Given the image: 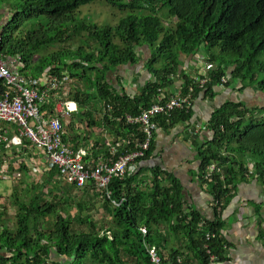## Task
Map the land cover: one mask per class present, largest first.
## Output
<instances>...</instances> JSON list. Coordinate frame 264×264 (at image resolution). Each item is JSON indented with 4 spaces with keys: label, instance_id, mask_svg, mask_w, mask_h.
I'll use <instances>...</instances> for the list:
<instances>
[{
    "label": "trees",
    "instance_id": "16d2710c",
    "mask_svg": "<svg viewBox=\"0 0 264 264\" xmlns=\"http://www.w3.org/2000/svg\"><path fill=\"white\" fill-rule=\"evenodd\" d=\"M99 2L118 11L119 20L102 26L83 19L82 7ZM4 9L12 15L8 23L1 25L0 21L4 57L20 55L21 72L28 78L72 79L74 87L56 93L79 103L71 117L87 122L84 133L99 122L119 134L113 142L118 146L115 159L146 140L141 126L130 123L128 117L176 98V85L193 102L202 95L214 99L219 96L218 87L229 90L232 86V90L264 96V0H0V11ZM77 36L85 37L82 47L45 53ZM227 77L231 81L224 84ZM129 84L137 85L136 90L128 88ZM54 94L52 100L57 102ZM45 109L55 113L53 105ZM194 109L182 107L159 115L155 119L158 130L190 123ZM261 110L257 105L250 109L243 102H226L213 111L206 130H200L208 131L210 138L195 139L201 160L199 179L211 186L218 208L234 195L238 176L264 180V145L243 141L245 133L256 129L260 121L256 116H264ZM72 129L76 136L66 130L64 139H74L81 147L83 136ZM154 137L147 154L134 164L136 169L111 180L110 199L95 185L81 189L97 192L103 201L110 221L102 231L90 216H84L83 203L78 204L80 213L75 218L61 212L64 197L60 192L65 190L70 196L80 189L66 179L65 185L53 183L51 201L37 195L28 201L17 200L14 230L3 224L0 210V264H153L146 243L159 249L165 264L176 256L188 264L186 254H192L199 264L227 262L223 207L220 213L215 210L214 220L207 221L186 206L184 186L174 174L161 167L151 169V176L145 174L147 169L138 170L153 155ZM99 152L102 160L112 155L106 147H95L92 155L97 158ZM246 155L258 158L253 173L244 161ZM212 164L218 170L206 179ZM52 169L62 177L56 165ZM49 218L53 224L45 229L43 221ZM79 225H88L89 230H79ZM164 226L180 242L179 248L162 245ZM142 228L148 229L147 236Z\"/></svg>",
    "mask_w": 264,
    "mask_h": 264
},
{
    "label": "crops",
    "instance_id": "0c3cea01",
    "mask_svg": "<svg viewBox=\"0 0 264 264\" xmlns=\"http://www.w3.org/2000/svg\"><path fill=\"white\" fill-rule=\"evenodd\" d=\"M69 86L72 88L75 85L71 84ZM178 86L180 85H176L177 88H173V94H175V89L178 90ZM128 88H131V86ZM229 90L218 87L215 88V91L219 92V96L214 99L205 98L204 95L196 98L193 106L195 107V112L190 123L172 127L167 131L158 130L154 137L155 148L153 155L148 160L142 161L138 170L147 169L145 174L151 176V169L161 167L163 170L174 174L184 186L186 206L197 210L207 221L214 220L217 217L215 210L220 213L223 207L220 213L223 221L226 223L223 235L229 243V247L226 250L229 260L223 264H264V180L259 176L253 175L238 176L234 182V195L228 202L225 203L223 201L221 208H218L217 201L214 200L210 191L211 186L205 182H201L199 179L201 160L195 147V139L205 141V139L210 138V133L208 131H200L198 127L205 126L210 120L213 111L220 108L222 104L244 101V98L236 90L231 91V95ZM248 91L250 90L248 89ZM252 95L253 93H249L248 99ZM257 96L258 99L253 103L264 108V97L261 93ZM230 97L233 101H229ZM67 119V124L76 122L70 116ZM83 126L84 124L80 125V128H83ZM92 131L95 147L98 142H101V140H98L99 133H104V137H106L105 140L102 139V147H105V143L111 145L119 139L118 133L112 131L111 128H105L99 122ZM75 133L81 135L83 132L78 133L76 129ZM71 142L75 144L72 140ZM84 143L88 142L82 138L80 146L84 145ZM26 147L30 148L33 152L29 155L27 151H24L25 157H30L23 158L28 167L36 169L37 165H39V168H43L41 164H44L46 169L52 170L50 169L53 167L52 162L49 160L45 150L39 146L26 142L20 147L13 144H5L4 151L14 150L15 152H21ZM102 154V152H99L97 154L98 160L91 158L88 159V162L92 164L95 161L97 163L100 161L98 156L100 158L104 157ZM235 155L240 159L239 154L235 153ZM1 158V180L8 179L9 175H14V179L22 176L19 171L12 170L10 160L7 157ZM244 161L248 164L249 168H253L254 161L252 162L251 156L246 155ZM130 169L135 170V165ZM32 171H30V174H32ZM34 196L30 197L33 198ZM161 235L164 237L163 246L168 245L171 248L175 245V248L180 247V242L169 234L167 227H163ZM165 255L168 256V252H165ZM186 255V262L188 264H199L192 254ZM211 264L218 263L214 262Z\"/></svg>",
    "mask_w": 264,
    "mask_h": 264
},
{
    "label": "built area",
    "instance_id": "2783aa9c",
    "mask_svg": "<svg viewBox=\"0 0 264 264\" xmlns=\"http://www.w3.org/2000/svg\"><path fill=\"white\" fill-rule=\"evenodd\" d=\"M2 41L0 35V149L5 144L20 147L28 141L45 150L49 160L61 170L62 177L69 183L76 184L80 189L95 185L110 199L111 180L115 177L124 178L130 168L149 151L158 130L155 119L161 114L172 112L166 111L165 105L168 101L165 104L153 105V108L139 116L128 117L130 123L141 126L146 134V140L137 148L127 150L115 159L113 156L118 151V146H115L111 149L112 155L108 159H101L93 165L86 159L89 150L85 146L76 148L64 139V118L71 117L80 107L77 101L64 99L56 92L71 85L72 79H61L58 76H45L42 79L25 77L21 72V56L5 58L1 49ZM201 84H205V81H201ZM53 94L58 98V102L52 100ZM187 99L193 104L190 96H187ZM48 105L57 106L54 110L56 114L53 110L45 109ZM159 105L164 106L162 111L154 110V106ZM198 129L206 130V126ZM217 170V164H212L206 173V179ZM250 173H253V170H250ZM113 204L121 205L115 202ZM142 231L145 236L148 235L147 228H142ZM209 238L210 235H207V239ZM146 248L153 264H165V258L156 247L146 243ZM167 260L166 264H185L182 256Z\"/></svg>",
    "mask_w": 264,
    "mask_h": 264
},
{
    "label": "rangeland",
    "instance_id": "374dc122",
    "mask_svg": "<svg viewBox=\"0 0 264 264\" xmlns=\"http://www.w3.org/2000/svg\"><path fill=\"white\" fill-rule=\"evenodd\" d=\"M82 12H83V15H82L83 19L87 18L88 21L98 23L102 26L113 24L116 21H118L120 18V14L118 13V11L112 9L110 6H108L107 4L103 2L93 3V4L83 6ZM1 15H2V18L0 17V21H2L1 25L8 23L10 16H12L11 13L9 15V9H4L0 11V16ZM84 39L85 37L77 36L76 39L62 45V47L61 46L53 47L49 49L48 51H46L45 53L47 54L49 53V51L58 52L61 49L68 47V46L72 48L82 47L81 42ZM203 51L204 50H202L201 53H203ZM228 81H231V79L229 77L225 78L224 84H228ZM81 82H82L81 80L78 81V84L82 85ZM130 86H131V89L133 90H136L137 88V85H130ZM81 87L84 88V86H81ZM234 90H236V92H238L244 98V101H242L243 103L248 104L250 109H254V106L256 105L253 102L258 99L257 95H260V93L252 92L256 94H253L252 97L248 99L249 93L247 91L240 90V88H235ZM231 91L233 92L232 86L229 90V93ZM175 94H176V98L166 103L165 105L167 106L166 111H174L176 108H181L183 106L186 107V109L193 108L194 102L193 104H190L187 99V96L181 95L177 89H175ZM229 101H233V99L230 97ZM162 107L164 106H161V105L154 106V110L162 111ZM56 108L57 106L54 107V110ZM98 108L100 107L98 106ZM261 111L264 112V110H261ZM97 118L100 119L99 116H97ZM256 118L257 120H260L257 122L258 125L256 126V129H250L247 133H245L243 135V141L250 142L251 144L253 143L257 145H264V128L261 126L263 123L262 120H264V116L262 115V113H260L258 114V116H256ZM82 123L84 124V126L83 128H80V125ZM71 125H73V127ZM87 126L88 124L86 121L76 120L75 123L66 124V130L72 137L76 136L72 129L74 127L77 129L78 133L83 132L81 134L83 136V140H87V142L89 143V144L84 143V145H82V146H85L89 150V155L86 159L94 158L95 160H98V158H95L92 155V151L95 148L94 146L95 140L92 135L93 131L91 132L87 131V133H85L84 135V131L87 128ZM105 138L106 137H104V133L98 134V140H101V142L100 144H96V150L97 149L103 150L105 147L111 150L113 147L116 146L113 144L110 145L109 143H105V147H102V141L105 140ZM72 141L74 142V140ZM68 143H70L76 148H79L75 144H72L71 141H69ZM74 143H76V141ZM106 144H108V146H106ZM7 151L2 152L0 155V158L7 157L10 160L12 170L13 169L17 170L19 171V173L22 174L20 178L14 179V175H9L10 177L8 179L0 180V195H1L0 196L1 197L0 198V210L3 213V217H2L4 221L3 224L4 225L6 224V226L10 230H14L15 222H16L15 215L17 213V207H16L15 202L17 200L25 199L26 201H28L30 198H32L30 196L37 195L39 197H42L45 201H51L53 197L49 194V192L51 191L53 187V183L57 181L65 185L67 182L65 181L64 177H60L56 175L55 173H53L52 168H50L52 170L46 169L44 164H41L43 168H39V165H37V168H36L37 170L35 168L32 169L28 167L26 162L23 161V158L26 156V154H24V151H27L29 155L33 153L32 150H30V148L26 147L23 150H21V152H15L14 150L8 151V152ZM98 157H99V160H101L100 156ZM25 158H30V157H25ZM251 158H252V162L255 161V159H258V158H255L254 156H251ZM249 169L253 170L254 168L252 169L249 168ZM30 171H32V174H30ZM43 192L45 193L44 195H43ZM59 195L60 197H64L63 198L64 206L61 209V212L64 215H72L73 218L77 217L80 213L78 204L83 203L85 207L84 216H90L92 218L93 223L97 226L99 231H102L101 229L104 230L108 226L109 221H110V216L104 210L103 208L104 203L103 201H101V198L97 194V192L93 193L92 190L90 191L89 189L81 190L77 188L76 190L72 191L70 196H68L65 190L60 192ZM43 223L45 224L44 225L45 229H50L53 224V219L49 218L47 220H44ZM88 228H89L88 225L78 226L79 230L82 229L84 231H88L89 230ZM171 259H175V257ZM129 264H135V263L130 262Z\"/></svg>",
    "mask_w": 264,
    "mask_h": 264
},
{
    "label": "bare ground",
    "instance_id": "6f19581e",
    "mask_svg": "<svg viewBox=\"0 0 264 264\" xmlns=\"http://www.w3.org/2000/svg\"><path fill=\"white\" fill-rule=\"evenodd\" d=\"M3 151H4V146L1 147V149H0V153L3 152ZM58 169H59V168H58ZM59 170H60V169H59ZM60 172H61V170H60ZM0 180H1V179H0Z\"/></svg>",
    "mask_w": 264,
    "mask_h": 264
},
{
    "label": "clouds",
    "instance_id": "9594fccd",
    "mask_svg": "<svg viewBox=\"0 0 264 264\" xmlns=\"http://www.w3.org/2000/svg\"><path fill=\"white\" fill-rule=\"evenodd\" d=\"M158 131V130H157Z\"/></svg>",
    "mask_w": 264,
    "mask_h": 264
}]
</instances>
